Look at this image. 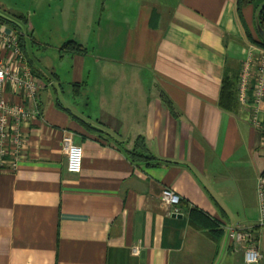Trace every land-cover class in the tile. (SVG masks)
Returning a JSON list of instances; mask_svg holds the SVG:
<instances>
[{
  "label": "crops",
  "instance_id": "0c3cea01",
  "mask_svg": "<svg viewBox=\"0 0 264 264\" xmlns=\"http://www.w3.org/2000/svg\"><path fill=\"white\" fill-rule=\"evenodd\" d=\"M74 2V41L85 55L59 47L55 56H36L29 46L38 44L35 30L28 18L19 22L43 87L35 104L25 103L38 116L23 127L18 169H0V264H244V245L227 240L228 226L255 231L264 264L257 187L264 99H255L256 65L247 103L236 111L219 106L223 78L239 76L257 48L254 7ZM6 95L22 102L10 85ZM68 133L83 149L77 175L67 171ZM139 138L157 162L127 155ZM167 188L184 202L177 213L161 201ZM193 208L218 221L220 239L191 222ZM137 245L140 256L132 252Z\"/></svg>",
  "mask_w": 264,
  "mask_h": 264
},
{
  "label": "built area",
  "instance_id": "2783aa9c",
  "mask_svg": "<svg viewBox=\"0 0 264 264\" xmlns=\"http://www.w3.org/2000/svg\"><path fill=\"white\" fill-rule=\"evenodd\" d=\"M258 50L256 59V52ZM257 60V61H256ZM254 65L257 66L255 99H264V50L251 47L243 62L238 85V98L241 104L247 103L248 89L253 77ZM10 85L14 96L22 99L21 103H11L6 95ZM42 84L29 66L27 56L19 43L17 31L8 24L0 23V169L16 171L26 145L23 127L38 116L36 107H27L26 102L36 103ZM33 107V108H32ZM64 152L67 157V171L80 174L83 168V149L73 142L71 133L63 139ZM260 200V225H264V174L258 178ZM163 205L169 208L170 214L177 213L181 198L171 189H164L161 194ZM227 240L244 245V264H260L262 253L259 241L253 229H241L228 226L225 228ZM141 247L134 246L132 252L141 255Z\"/></svg>",
  "mask_w": 264,
  "mask_h": 264
},
{
  "label": "rangeland",
  "instance_id": "374dc122",
  "mask_svg": "<svg viewBox=\"0 0 264 264\" xmlns=\"http://www.w3.org/2000/svg\"><path fill=\"white\" fill-rule=\"evenodd\" d=\"M75 9L74 0H0L1 15L22 14L28 18L35 30V43L41 45L40 48L38 44L31 46L29 41L36 56L46 51L55 56L56 49L76 39ZM57 63L65 65L67 62Z\"/></svg>",
  "mask_w": 264,
  "mask_h": 264
},
{
  "label": "trees",
  "instance_id": "16d2710c",
  "mask_svg": "<svg viewBox=\"0 0 264 264\" xmlns=\"http://www.w3.org/2000/svg\"><path fill=\"white\" fill-rule=\"evenodd\" d=\"M264 2V0H238V10L241 12L244 6L252 5L254 7V13L258 7ZM260 24L264 30V9L259 15ZM26 25L28 23L27 18L22 14H12L8 16L0 15V23L11 25L18 33L19 43L25 52V33L22 31L21 25ZM256 26V25H255ZM250 36V35H249ZM252 44L257 48L264 50V39L259 34L256 29V38L252 39ZM62 51L76 53L85 55L87 54V49L78 44L75 41H70L65 43L62 48ZM26 53V52H25ZM240 75H225L222 82L221 95L219 100V106L225 110L236 111L239 106L238 98V85H239ZM169 104V103H168ZM127 155L133 160L138 162H157V158L151 154L147 148L143 138H139L136 144V147L133 150H127ZM181 204L184 205V202L181 201ZM190 220L193 224L197 225L200 229L206 230L209 234H212L214 238L220 239L222 237L223 231L220 229V224L214 219H210L203 212L193 208L190 210Z\"/></svg>",
  "mask_w": 264,
  "mask_h": 264
},
{
  "label": "water",
  "instance_id": "95a60500",
  "mask_svg": "<svg viewBox=\"0 0 264 264\" xmlns=\"http://www.w3.org/2000/svg\"><path fill=\"white\" fill-rule=\"evenodd\" d=\"M264 9V2L258 7L256 14H255V23H256V27L257 30L259 32V34L261 35V37L264 39V30L260 24V19H259V15L261 13V11Z\"/></svg>",
  "mask_w": 264,
  "mask_h": 264
}]
</instances>
